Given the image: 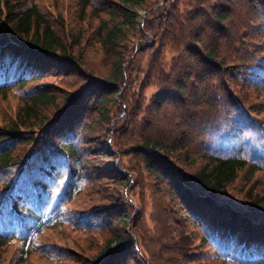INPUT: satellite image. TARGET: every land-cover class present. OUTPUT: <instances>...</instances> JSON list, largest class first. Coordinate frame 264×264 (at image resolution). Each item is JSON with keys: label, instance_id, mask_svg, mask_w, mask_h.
I'll list each match as a JSON object with an SVG mask.
<instances>
[{"label": "trees", "instance_id": "obj_1", "mask_svg": "<svg viewBox=\"0 0 264 264\" xmlns=\"http://www.w3.org/2000/svg\"><path fill=\"white\" fill-rule=\"evenodd\" d=\"M79 1L108 13L105 63L39 0H0V98L16 107L0 121V264H264V187L248 182L264 174V0H164L133 73L135 0Z\"/></svg>", "mask_w": 264, "mask_h": 264}, {"label": "rangeland", "instance_id": "obj_2", "mask_svg": "<svg viewBox=\"0 0 264 264\" xmlns=\"http://www.w3.org/2000/svg\"><path fill=\"white\" fill-rule=\"evenodd\" d=\"M39 1L41 3V9L45 12V14L47 15V13L50 12L49 15L51 18H53L52 21L56 22L55 21L56 16L52 13V10L57 16L62 15L66 17V20L68 21L67 22L68 29L74 32L73 35H70L71 42L73 43V40H72L73 36L78 38L76 44L73 43V46L74 48L81 49L84 52L85 58L89 64L92 65V64H97V63H105L106 53L103 51H99L101 48L99 46L98 41L96 40L95 32H96V27L98 23L102 19L108 17L107 12L102 11V12H99L98 14L96 13L95 16H91L90 6H86L84 13H82L81 3L79 0H39ZM109 1H113V0H109ZM163 1L164 0H135L134 2H128V3L123 4L125 7L131 8L136 13L134 21L132 23L124 22L120 24V26L122 27L124 31L125 39L127 41L125 42L127 44V49H128L126 57L129 59L131 58L133 54L135 55L134 58L133 57L131 58L132 62L130 61L131 62L130 65H132V73L134 71L133 70L134 68L137 71L138 69H141V66L143 67L148 61L149 55H152V53L154 52L153 48L141 49L139 40L144 37H142V34L139 33L138 25L139 27H141L146 22V19L153 17L154 12L153 11L149 12V11L155 6L160 5ZM185 2L186 0H178L177 9L179 11L182 12V9L185 7V4H186ZM108 3L109 2H104L102 3V6H105ZM45 4H48V7ZM92 27L95 28V31L93 32L91 30ZM143 28H144V25H143ZM77 29L81 30L80 36H77V32H76ZM167 35L168 33L164 35V38L162 40H159L156 43L157 46L155 47L156 50L161 51V57H163L164 59L168 58L172 53V50L169 47L170 44L168 45ZM137 44H139V48H140L137 51L138 54L135 51ZM154 89H155V85L153 82H151L149 85L144 87V90H143L144 103L148 101L147 98L150 96V94L153 92ZM14 100L15 98L12 95H9L8 97H5V98L3 97V99L0 98V121L3 118L8 117V115H11L13 110H15L16 107H14L13 104H11V102H13ZM3 103H6V104H3ZM100 149L108 153L111 152V138L110 137L106 139L105 141H103L102 143H100ZM197 162H199V160ZM115 163H116V160H114L111 157L107 158V160L105 161V165L109 167L115 165ZM193 167L194 168L196 167V163L193 165ZM249 181H250V184L251 182L254 181V184L256 185L255 189L257 190V192H259L264 187V174L261 172H252V176L248 179V182ZM242 182H243V178L239 176V178L230 185V191H232L233 193H237V194L239 193L240 195L241 188H238V187L240 185L241 187H243ZM140 191L138 188H135L134 196L138 195ZM144 199L145 201H147V203H151V200H149V195L146 196V193H145ZM259 206L264 209V202H261ZM139 224L140 226L142 224L141 230L144 229L143 226L145 224L146 226H148L145 216L143 217L142 220L141 218L139 219ZM62 239L66 243L70 244L71 246L73 245L69 236H63ZM145 239L148 240L147 238ZM113 245L114 243H112V246ZM35 260L37 261V264H40V263L41 264H52L49 261L45 262L43 259L40 258V256H38Z\"/></svg>", "mask_w": 264, "mask_h": 264}]
</instances>
